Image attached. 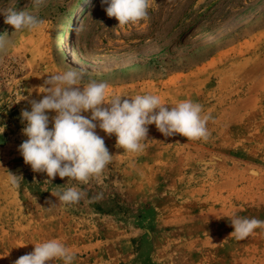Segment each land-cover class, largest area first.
<instances>
[{"label":"rangeland","instance_id":"374dc122","mask_svg":"<svg viewBox=\"0 0 264 264\" xmlns=\"http://www.w3.org/2000/svg\"><path fill=\"white\" fill-rule=\"evenodd\" d=\"M77 1L0 0V10L44 21L14 32L0 15V35L12 34L0 54V264L52 239L74 264H264V228L230 235L233 216L264 221V0H149V18L123 27L94 0L73 32L85 68L67 61L59 36ZM68 68L106 82V101L154 94L169 107L197 102L212 117L210 137H165L153 124L143 151L129 153L97 129L112 155L102 174L51 184L18 151L27 139L20 112L30 110L26 97L42 98L47 76ZM8 172L23 176L19 187ZM72 186L86 193L77 204L51 194Z\"/></svg>","mask_w":264,"mask_h":264},{"label":"clouds","instance_id":"9594fccd","mask_svg":"<svg viewBox=\"0 0 264 264\" xmlns=\"http://www.w3.org/2000/svg\"><path fill=\"white\" fill-rule=\"evenodd\" d=\"M33 2L40 5L44 0ZM101 5H107L104 8L107 16L114 17L121 27L149 18V0H101ZM0 15L14 32L32 31L44 23L26 10H0ZM11 35H0V54L11 47ZM39 88L42 98L26 97L30 110L21 109L20 121L25 125L22 134L27 139L19 145L18 151L24 163L35 173H45L46 181L51 184L57 176L87 183L102 174L112 155L97 129L109 137L115 135L116 145L129 153L143 151L148 126L153 124L165 137L179 134L187 140L204 141L210 137L207 123L211 115H202V105L191 100L172 107L163 104L154 94L118 96L106 101L109 85L96 80L85 82L83 70L75 68L47 76ZM5 127L0 126V135ZM8 176L14 188L24 180L22 175L8 172ZM51 194L65 205L77 204L86 195L75 186ZM230 226L234 229L230 235L242 240L255 229L264 228V221L233 216ZM53 260L74 264L75 255L64 243L52 239L36 244L32 252L22 255L13 264H51Z\"/></svg>","mask_w":264,"mask_h":264},{"label":"bare ground","instance_id":"6f19581e","mask_svg":"<svg viewBox=\"0 0 264 264\" xmlns=\"http://www.w3.org/2000/svg\"><path fill=\"white\" fill-rule=\"evenodd\" d=\"M94 0H79L76 2L75 8H71L61 22L59 29L60 40H62V52L70 64H76L80 67L88 66V62L84 57L77 54L75 50V42L73 32L78 22L81 12H84ZM112 61L94 58L93 63L99 66L105 65Z\"/></svg>","mask_w":264,"mask_h":264}]
</instances>
